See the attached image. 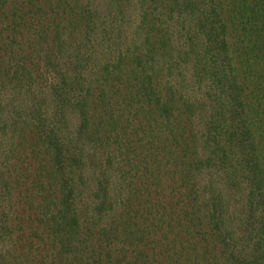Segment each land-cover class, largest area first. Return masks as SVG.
<instances>
[{
  "label": "trees",
  "instance_id": "obj_1",
  "mask_svg": "<svg viewBox=\"0 0 264 264\" xmlns=\"http://www.w3.org/2000/svg\"><path fill=\"white\" fill-rule=\"evenodd\" d=\"M0 264H264V0H0Z\"/></svg>",
  "mask_w": 264,
  "mask_h": 264
},
{
  "label": "rangeland",
  "instance_id": "obj_2",
  "mask_svg": "<svg viewBox=\"0 0 264 264\" xmlns=\"http://www.w3.org/2000/svg\"><path fill=\"white\" fill-rule=\"evenodd\" d=\"M127 18H135V12L130 11V14L127 16Z\"/></svg>",
  "mask_w": 264,
  "mask_h": 264
}]
</instances>
